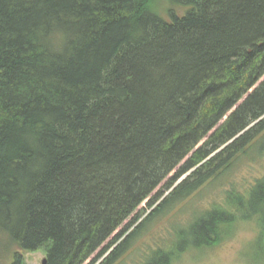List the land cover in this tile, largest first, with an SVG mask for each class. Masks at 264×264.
Masks as SVG:
<instances>
[{
    "label": "trees",
    "instance_id": "obj_1",
    "mask_svg": "<svg viewBox=\"0 0 264 264\" xmlns=\"http://www.w3.org/2000/svg\"><path fill=\"white\" fill-rule=\"evenodd\" d=\"M176 2L186 13L166 20L156 0H0V233L21 250L11 264L39 250L47 264L108 253L100 264H116L264 133V0ZM173 187L128 234L141 205ZM226 206L193 223L197 235L215 226L197 247L252 222L249 256L264 264V177Z\"/></svg>",
    "mask_w": 264,
    "mask_h": 264
},
{
    "label": "rangeland",
    "instance_id": "obj_2",
    "mask_svg": "<svg viewBox=\"0 0 264 264\" xmlns=\"http://www.w3.org/2000/svg\"><path fill=\"white\" fill-rule=\"evenodd\" d=\"M156 2V9L161 17L166 20H170L167 14L168 10H175L180 15L186 13V9H181L176 0H156ZM189 173L187 174L189 175ZM187 174L179 179L174 187L187 178ZM263 177L264 133L251 143L245 153L239 154L233 165L226 171L208 180L187 199L170 205L151 222L147 223L116 264H152L149 263L150 257L155 252H168L170 249L183 251L187 248V251L178 255L174 264H255L253 256H249V250H251L249 248L257 231L254 223L241 222L231 239L212 247L204 246L202 248L197 247V245L203 246L209 241H214V233H210V231L215 226H208L206 231L200 234L198 231V235L196 232L194 234V231L192 232L190 228L194 222L201 219V216H205V213L215 210L217 207L227 211L229 209L226 206L228 193L237 190L247 194V191L255 184L256 180ZM174 187L170 190L163 189L162 196L152 208L148 206L147 201L141 205L138 222L134 224L128 234L132 233L150 215ZM222 228L224 234L230 231L226 225H223ZM125 238L124 236L123 239ZM262 239L264 245V236ZM8 240L5 234L0 233V264H11L14 252H21L16 246H12ZM22 255L25 264H41L42 260L47 257L42 250L35 252L22 251ZM106 256L99 259L96 264H100Z\"/></svg>",
    "mask_w": 264,
    "mask_h": 264
},
{
    "label": "water",
    "instance_id": "obj_3",
    "mask_svg": "<svg viewBox=\"0 0 264 264\" xmlns=\"http://www.w3.org/2000/svg\"><path fill=\"white\" fill-rule=\"evenodd\" d=\"M190 174V173H189ZM188 175V174H187ZM180 183V182H179ZM179 183H177V184H179ZM41 264H47V257L46 258H44L43 260H42V263Z\"/></svg>",
    "mask_w": 264,
    "mask_h": 264
}]
</instances>
